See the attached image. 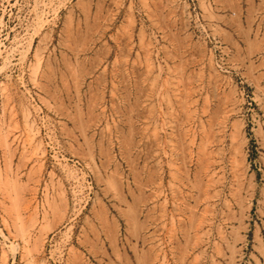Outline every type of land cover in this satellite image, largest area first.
I'll return each mask as SVG.
<instances>
[{"label": "rangeland", "instance_id": "rangeland-1", "mask_svg": "<svg viewBox=\"0 0 264 264\" xmlns=\"http://www.w3.org/2000/svg\"><path fill=\"white\" fill-rule=\"evenodd\" d=\"M258 125L264 0H0V264H264Z\"/></svg>", "mask_w": 264, "mask_h": 264}, {"label": "crops", "instance_id": "crops-1", "mask_svg": "<svg viewBox=\"0 0 264 264\" xmlns=\"http://www.w3.org/2000/svg\"><path fill=\"white\" fill-rule=\"evenodd\" d=\"M251 151L253 175L257 180V187L251 206L250 230L254 255L262 261L260 250L264 252V125L254 128Z\"/></svg>", "mask_w": 264, "mask_h": 264}, {"label": "bare ground", "instance_id": "bare-ground-1", "mask_svg": "<svg viewBox=\"0 0 264 264\" xmlns=\"http://www.w3.org/2000/svg\"><path fill=\"white\" fill-rule=\"evenodd\" d=\"M44 9V8H43ZM43 13V12H42ZM30 262V261H29ZM31 264V263H30Z\"/></svg>", "mask_w": 264, "mask_h": 264}]
</instances>
